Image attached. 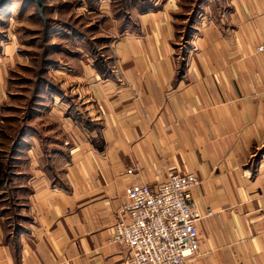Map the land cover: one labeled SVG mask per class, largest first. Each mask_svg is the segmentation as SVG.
<instances>
[{"label": "crops", "instance_id": "crops-1", "mask_svg": "<svg viewBox=\"0 0 264 264\" xmlns=\"http://www.w3.org/2000/svg\"><path fill=\"white\" fill-rule=\"evenodd\" d=\"M88 1L109 57L96 62L91 34L49 17L54 39L85 37L87 54L61 47L68 63L51 67L86 120L67 114L59 90L50 97V151L38 136L22 140L12 177L24 202L16 221L0 208V264H127L111 242L124 189L155 187L169 174L198 181L190 196L202 214L199 253L183 264H264V53L256 51L264 0H224L214 15L201 8L180 66L183 0H145L149 10L116 16L113 0ZM18 47L14 36L0 47L1 105Z\"/></svg>", "mask_w": 264, "mask_h": 264}, {"label": "rangeland", "instance_id": "rangeland-1", "mask_svg": "<svg viewBox=\"0 0 264 264\" xmlns=\"http://www.w3.org/2000/svg\"><path fill=\"white\" fill-rule=\"evenodd\" d=\"M197 1L183 0L182 9L176 21L177 30L180 33L178 43L181 49H178L177 52L179 66L182 65L184 59L182 53L189 45V41L184 40L186 29H190L189 37H191L193 27L200 17L201 8L206 7L207 11L214 15L227 7L224 0H202L200 6H197ZM126 2L127 4L123 3L122 0H116L115 6L114 1L110 5L111 12L115 16L120 15L122 11L138 13L142 11L143 6L146 5L144 7L146 8L145 10H149L154 4V2L153 4L149 2L142 3L140 0H136V3H130L128 0ZM43 3L42 15L45 20H48L50 27L53 22L49 20V17L58 16V19L61 17L62 24H72V27L84 33L85 37V33L91 34L89 37H92L93 40L89 42L90 47L88 49L90 48L91 57L96 62L104 61L105 58L109 57V54L104 52V27L102 29L103 37L96 39L98 36L93 34L94 31L100 30L101 27V14L97 10L94 1L43 0ZM196 8L200 11L194 14V18L192 17L189 21L192 11ZM88 11H90L89 14ZM102 17H104V14H102ZM88 26L91 27L87 28ZM52 29L49 28L48 31L43 29L42 18L38 15L33 2L5 0L0 10V47L4 45L8 36H14L20 46L14 53L18 58L12 63L13 65L6 66L5 73L9 85L8 100H6V103L0 104V163H4V159H2L4 154L9 152L12 140L18 137L21 130L25 131L22 139L25 140L29 136H38L43 142L44 151H50L51 148L47 147V141L51 143L57 137L56 132H51V129L57 123L49 114L51 108L50 97H53L59 90H61L62 98L70 104L67 114L69 115L70 113L78 121L86 120L82 113L75 109V104L72 102L74 99L70 100L72 99V97H69L71 94L69 91L70 87L66 84H64L65 88L61 87L63 85L59 78L61 76L55 74L57 69L51 67L55 61L59 60L63 61L64 64L68 63L69 55L63 52L61 47L65 46L69 51H74L73 49L75 48L77 51H74L75 53L87 54L88 50L85 48V40H81L85 37L76 36L74 37L76 39L72 41L67 36V32H61L59 38L54 39L53 33H51ZM52 41L56 43H52ZM99 48H103V50H98ZM29 128L30 131H28ZM96 141H98V145L102 142L100 139ZM16 157H18L16 158L17 160L20 155ZM16 160L13 161V168H11V182L4 185L2 190H0V208L14 221H16L15 218L20 204L24 202L20 200L21 196L13 190L15 185L13 177L21 170L20 161ZM191 201L193 202L192 199Z\"/></svg>", "mask_w": 264, "mask_h": 264}, {"label": "built area", "instance_id": "built-area-1", "mask_svg": "<svg viewBox=\"0 0 264 264\" xmlns=\"http://www.w3.org/2000/svg\"><path fill=\"white\" fill-rule=\"evenodd\" d=\"M256 51L264 53V44ZM139 171L135 165L126 174ZM197 184L192 174H169L155 187L131 184L124 189L111 242L127 253V264H183L198 255L202 215L190 197Z\"/></svg>", "mask_w": 264, "mask_h": 264}, {"label": "trees", "instance_id": "trees-1", "mask_svg": "<svg viewBox=\"0 0 264 264\" xmlns=\"http://www.w3.org/2000/svg\"><path fill=\"white\" fill-rule=\"evenodd\" d=\"M115 1V6H116V0ZM143 2H146L145 0H140ZM123 3H126V0H122ZM202 0H198L197 6L201 5ZM146 6V5H145ZM145 6L142 7V11H146L144 8ZM120 11V10H119ZM200 10L198 8H196L194 11H192V14L190 15L189 21L190 19H192V17L194 18V14L198 13ZM121 14L123 13L120 12ZM50 28L49 26V22L46 19L45 23L43 24V29L45 31H48V29ZM190 29L187 28L186 32H185V37L184 40L185 41H189L190 37ZM30 131V128L29 130ZM24 130H21L18 134V137H16L15 139L12 140L10 147H9V152L6 154H4V157L2 159H4V163H0V190H2V188L4 187V185H6L7 183L11 182V168H13V161L17 158L16 156L19 155L21 146H22V137L24 135ZM99 149H102L101 147ZM1 157V155H0ZM5 212V211H4Z\"/></svg>", "mask_w": 264, "mask_h": 264}, {"label": "water", "instance_id": "water-1", "mask_svg": "<svg viewBox=\"0 0 264 264\" xmlns=\"http://www.w3.org/2000/svg\"><path fill=\"white\" fill-rule=\"evenodd\" d=\"M26 1H29V2H33L36 6V9H37V13L38 15L42 18H43V15H42V11H43V7H44V3H43V0H26ZM4 2L5 0H0V10L1 8L3 7L4 5Z\"/></svg>", "mask_w": 264, "mask_h": 264}]
</instances>
